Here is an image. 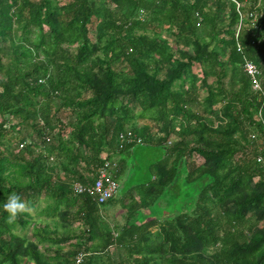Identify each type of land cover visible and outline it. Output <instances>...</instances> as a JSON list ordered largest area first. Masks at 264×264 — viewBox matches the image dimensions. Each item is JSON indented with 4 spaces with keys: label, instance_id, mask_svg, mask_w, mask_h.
Segmentation results:
<instances>
[{
    "label": "trees",
    "instance_id": "trees-1",
    "mask_svg": "<svg viewBox=\"0 0 264 264\" xmlns=\"http://www.w3.org/2000/svg\"><path fill=\"white\" fill-rule=\"evenodd\" d=\"M248 1L253 5L243 10L244 15L256 8L261 18L246 28L250 20L245 16V27L236 38L239 18L229 0H106L117 7L116 12L103 0H68L62 8L56 0H0V139L4 140L0 204L12 192L29 208L41 198H51L46 212L52 218L62 205H78L75 216L87 229L74 236L80 242L61 256L66 264H264V227L259 228L264 222V97L252 91L243 70L246 61L255 64L264 89V0L259 6V0ZM209 21L213 40L219 34L226 37L221 42L228 53L210 51L213 40L203 46L195 40L199 23ZM159 23L176 25L194 51L179 53L181 60H174L158 36L154 24ZM95 29L103 47L90 37ZM139 30H150L155 37L139 35ZM72 46H77L74 54ZM153 56L158 59L149 62ZM212 59L220 79L223 70L231 68L232 90H219L227 101L221 112L205 108L204 122L196 77L189 72L195 63ZM116 61L126 64V73L113 67ZM166 64L169 68L161 76ZM185 76L192 77L188 91ZM236 83L239 89L233 91ZM70 84L75 87L68 88ZM58 100L61 106L55 105ZM133 108L140 112L135 114ZM61 109L68 110L67 121L60 119ZM260 111L263 120L256 121ZM145 120L147 126L140 132L139 121ZM192 122L196 127L190 135ZM57 126L61 134L70 130L71 134L61 135L56 143L51 129ZM153 130L163 135L155 137ZM129 132L142 143L122 149L120 139ZM251 133L256 140L250 139ZM236 134L240 141L233 139ZM259 138V147H252ZM72 140L86 150L75 149ZM105 145L120 154L118 163L112 154L101 158ZM34 146L42 149L31 150ZM58 147L66 161L83 167L74 168L66 178L52 174L49 165L56 162L52 151ZM139 148L162 153L149 166L153 179L137 190L150 202L135 204L124 225L112 229L99 211L117 196L99 207L92 197L74 196L71 186L94 183L105 162L118 165L115 181L125 177L129 160L137 162L133 153ZM194 154L204 161L200 168L190 161ZM255 179L258 182L250 188ZM168 192H181L172 197L170 212L161 218L141 217L140 207L164 201ZM30 216L26 212L9 223L0 211V264L52 260L14 233L16 227L24 230L31 224ZM6 235L8 242L2 240ZM33 237L39 244L52 245L73 239L38 229ZM111 248L122 251L124 259L107 262Z\"/></svg>",
    "mask_w": 264,
    "mask_h": 264
},
{
    "label": "rangeland",
    "instance_id": "rangeland-1",
    "mask_svg": "<svg viewBox=\"0 0 264 264\" xmlns=\"http://www.w3.org/2000/svg\"><path fill=\"white\" fill-rule=\"evenodd\" d=\"M33 2H37L39 0H31ZM106 0H103V3L106 5L107 8H110L112 11L116 12L117 7L110 3V2H105ZM56 3L58 7L62 8L64 5L68 3V0H56ZM253 5V2H247L246 9ZM159 28V33L158 36L161 40H163L166 43L165 50H167L168 53H172V57L174 60L180 58L179 53H192L193 47L191 45H188V43L185 42L183 37L180 35L178 32L177 26L176 25H161L154 24ZM212 23L209 21L208 23L204 24L202 22L199 23L197 26V40L202 46L208 43H211L213 40V32H212ZM246 28L247 27H252L251 22L245 24ZM96 30V29H95ZM47 31V28L44 29V32ZM98 30L96 31H91L90 32V37L94 43H97L99 47H103V43L99 41L98 38ZM139 35H149L151 37H155L154 33H152L150 30L147 31H138L137 32ZM218 38L216 40H213L211 43V48L210 51H213L215 49L218 50V52L223 53V51L227 48L224 47L222 44L221 40L223 38H226L224 35H218ZM31 40L34 41L35 39V34L30 36ZM72 54L76 53L77 46H72L71 48ZM225 53H228L227 50H225ZM97 56L100 57L101 59H104V54L102 52H98ZM43 57V56H42ZM93 59V58H92ZM158 56H153L151 60H157ZM214 59L205 62L204 64H198L195 63L192 70L189 72L191 75H195L196 77V91H197V100L199 102L198 106H200V110L202 113V121L207 122V113L204 112V109L208 107L212 112L217 113V111L221 112V109L223 108V102L227 101L225 95L219 94V90H225L226 92L232 90L231 88V81H230V76L232 74L231 68H225L223 70V78H219V69H216L214 64ZM113 67L118 70H122L121 72L126 73L127 72V67H125V63L121 61H116L113 64ZM169 67L167 64L163 68L162 73L160 74L163 76V73L168 69ZM86 70L89 69V67H85ZM206 73L207 76L204 75ZM185 85H184V90L188 91L192 88V77L190 76H185ZM220 80V82H219ZM68 88H74L75 86L73 84H70L67 86ZM222 87V88H221ZM178 88V86H177ZM239 89V84L236 83V85L233 87V91H237ZM210 95H215L216 98L213 100V96ZM39 98H36L35 101H38ZM212 102V103H211ZM63 102L61 100L55 101L56 106H61ZM68 110L67 109H61V113L59 115L60 119H64L63 121L68 120V113H66ZM133 111L135 114L137 112H140L139 108H133ZM260 116L257 114L255 117V120L258 121ZM263 119V117H262ZM134 121H137L135 118ZM139 130L140 132L143 131L144 127L147 126V121H139ZM192 127H196L195 122L191 123V129L188 130V133H191L190 135L193 134L194 129ZM131 129V125L127 127V130ZM51 136L54 139V142H58L61 140V135H70L71 130L69 132H62V134L59 131L58 126L54 127L51 129ZM153 133H155V137L157 136H162L163 134H160L158 131L153 130ZM187 133V134H188ZM189 135V134H188ZM65 137V136H64ZM67 139V137H66ZM233 139L235 141H240L239 139V134H236L233 136ZM0 141H4L3 139H0ZM261 139L259 138L257 142L254 144L252 143L253 146H258L261 143ZM71 145L75 149H82L83 151L86 150V148H80L77 142L75 140L71 141ZM12 149H16L15 146H13ZM31 150L34 151H40L39 149H42V146L39 148L37 146L31 147ZM103 153L101 154V158H106V156L112 154V157L118 163L120 159V154L117 151H113L110 149L108 145H105L103 148ZM54 156H56V162L52 165H49V171L54 174L56 177H61V178H66L69 175V172L73 170L74 168H81L83 167L82 165L78 166V164L74 162H69L66 161L65 158H63V153L61 148L55 149V151H52ZM137 157V162L135 163L133 159L129 160V164L127 166V174L125 177H120L118 178L117 182L119 183V194L117 195V199L113 204L110 206H107L104 209H101L99 211V217H101V220H103V223L109 225L110 228L114 229L117 227H121L124 225L129 213L131 212V209L133 206H136L135 204L140 205H145L150 202V197L140 195L139 192L137 191L138 188L142 187L144 183L148 182L149 180L153 179V172L149 166L158 161L162 157L161 152L157 151H152V150H145L142 148L136 149L134 153ZM264 159V158H263ZM262 159V163H263ZM190 161H194L195 165L197 168H200L203 164L204 161L201 157L197 155H193L190 159ZM115 163V162H114ZM115 163L116 167L113 170V174L111 173L112 176H114V173L118 169V165ZM148 170V172H147ZM230 168H228L225 172H228ZM146 171V172H145ZM255 182L252 183L250 188H254V185L257 181V179L254 180ZM140 186V187H139ZM131 192V193H130ZM181 192H168L166 195H164V201L162 202H157L154 205H150L149 207H140L139 213L141 214V217H148L152 218L155 215L158 218H161L164 216V213H168L172 210V197H174L176 194H179ZM169 194V197L166 199V196ZM184 195H182L180 198H183ZM122 198V199H121ZM120 199V200H119ZM39 203L36 204L35 208H29L30 210L28 213L31 215L29 220H30V225L26 229H22L19 226L14 229V233L19 236L22 240L24 239L26 241V246L29 245H34L47 257V258H52L51 261H49L47 264H66V261L64 258L62 259L61 256L65 254L66 252H69L72 249V245L80 242V240L76 239L74 236H82L84 231L87 229V226L80 221L76 216L75 213L78 210V205L70 206L69 208L66 207V205H62L60 212L58 215L54 218L51 217L50 213L46 212V208L49 205L53 204V200L51 198L46 199V198H41L38 201ZM164 202V203H163ZM100 220V221H101ZM264 227V222L259 224V228ZM38 229L40 231H48V233H53L57 237H64V236H70L73 237L72 240L65 241L61 245H52L48 243L44 244H39L37 240L34 239L33 233L35 230ZM155 230H153V233ZM9 236L6 235L2 237V240L4 242L9 241ZM99 240H96L95 243H98ZM1 244V240H0ZM110 256L109 258L105 259L107 262H119L124 259V253L119 250H115L114 248H111L109 250ZM1 264H9V263H1ZM25 264H34L32 261H29ZM103 264V263H101Z\"/></svg>",
    "mask_w": 264,
    "mask_h": 264
},
{
    "label": "built area",
    "instance_id": "built-area-1",
    "mask_svg": "<svg viewBox=\"0 0 264 264\" xmlns=\"http://www.w3.org/2000/svg\"><path fill=\"white\" fill-rule=\"evenodd\" d=\"M229 2L235 7L236 13L238 14V24H236V38H238V35L242 28L245 26L244 24V17L249 19L251 22L252 27L255 26L257 21L261 18V13H258L256 11V8L249 9L247 11V14L244 15V9L246 8L248 0H229ZM261 0L258 2V6L261 4ZM238 50H241V46L238 45ZM244 72L251 80V89L255 93H260L264 97V89L262 85V80L260 76V71L258 67L253 64L250 61H246L243 67ZM260 118L258 121H262V115L261 111L258 113ZM250 139L256 140L257 135L255 133L250 134ZM46 142H50V137H47ZM142 140L137 135L129 132L127 135L122 136L120 139V147L123 149L126 145H141ZM22 147V146H21ZM259 162L262 161V157H260ZM51 161H53V158H51ZM116 167L115 164H111L110 162H105L97 172V178L95 179L94 183L92 184H81L78 182H75L72 184L71 189L73 191L74 196H81V195H87L89 197H92L93 201L99 206H103L106 203H108L110 200L114 199L120 191L119 183L115 181L112 178L111 170ZM80 261V260H79Z\"/></svg>",
    "mask_w": 264,
    "mask_h": 264
},
{
    "label": "clouds",
    "instance_id": "clouds-1",
    "mask_svg": "<svg viewBox=\"0 0 264 264\" xmlns=\"http://www.w3.org/2000/svg\"><path fill=\"white\" fill-rule=\"evenodd\" d=\"M29 210L28 204L15 192L9 193L6 201L0 204V211L6 213L9 223H14L19 216Z\"/></svg>",
    "mask_w": 264,
    "mask_h": 264
}]
</instances>
